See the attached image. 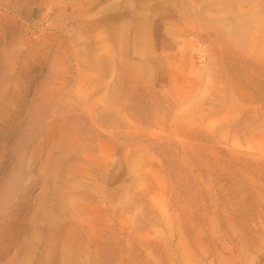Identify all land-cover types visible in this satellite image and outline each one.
Wrapping results in <instances>:
<instances>
[{"label": "rangeland", "instance_id": "1", "mask_svg": "<svg viewBox=\"0 0 264 264\" xmlns=\"http://www.w3.org/2000/svg\"><path fill=\"white\" fill-rule=\"evenodd\" d=\"M0 264H264V0H0Z\"/></svg>", "mask_w": 264, "mask_h": 264}]
</instances>
